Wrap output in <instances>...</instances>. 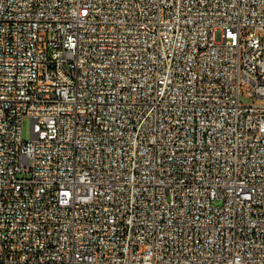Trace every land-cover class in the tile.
<instances>
[{
	"label": "built area",
	"instance_id": "2783aa9c",
	"mask_svg": "<svg viewBox=\"0 0 264 264\" xmlns=\"http://www.w3.org/2000/svg\"><path fill=\"white\" fill-rule=\"evenodd\" d=\"M0 264H264V0H0Z\"/></svg>",
	"mask_w": 264,
	"mask_h": 264
},
{
	"label": "rangeland",
	"instance_id": "374dc122",
	"mask_svg": "<svg viewBox=\"0 0 264 264\" xmlns=\"http://www.w3.org/2000/svg\"><path fill=\"white\" fill-rule=\"evenodd\" d=\"M241 101L244 103V104H250L252 103V99L249 98L248 96H246L245 93L242 94L241 96ZM256 102H263L261 100H256ZM31 120L29 117H26L23 121V138L25 140H29L30 137H31Z\"/></svg>",
	"mask_w": 264,
	"mask_h": 264
}]
</instances>
